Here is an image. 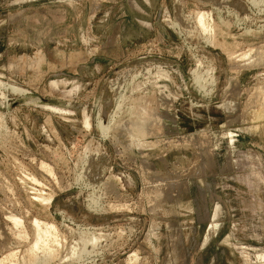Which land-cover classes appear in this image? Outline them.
I'll list each match as a JSON object with an SVG mask.
<instances>
[{
	"label": "rangeland",
	"instance_id": "rangeland-1",
	"mask_svg": "<svg viewBox=\"0 0 264 264\" xmlns=\"http://www.w3.org/2000/svg\"><path fill=\"white\" fill-rule=\"evenodd\" d=\"M233 1L0 0V264L12 260L5 262L11 251L16 259L11 264H31L26 253L31 218L54 223L63 234L68 244L57 246L62 260L66 247L80 249L77 237L86 236L81 231L102 240L98 249L88 246L94 251L84 258L59 263L56 255L48 264H168L174 238L166 237L172 229L181 233L185 264L264 262V95L258 99L253 92L257 82L264 84V65L231 63V52L264 50V1ZM200 10L211 14L208 35L194 21ZM23 54L42 59L25 71L9 67L12 57ZM197 76L202 80L197 82ZM147 94L154 95L147 105L167 110L174 119L161 118L164 133L160 129L137 140L120 126L130 116L128 109L138 104L134 101ZM226 102L234 106L232 112L225 110ZM99 119L110 129H101ZM182 136L195 140L175 144ZM139 142L146 143L144 148ZM85 155L99 165L95 179L83 175L90 170ZM160 181L177 190L172 188V199L163 200L158 215L150 210L149 186L165 185ZM36 193L49 195L50 201H36ZM11 215L22 220L24 229L19 223L20 229H13ZM15 229L26 231L24 236L28 232V243Z\"/></svg>",
	"mask_w": 264,
	"mask_h": 264
},
{
	"label": "bare ground",
	"instance_id": "bare-ground-1",
	"mask_svg": "<svg viewBox=\"0 0 264 264\" xmlns=\"http://www.w3.org/2000/svg\"><path fill=\"white\" fill-rule=\"evenodd\" d=\"M213 1V0H212ZM227 1V0H226ZM231 1V0H230ZM233 1V0H232ZM264 1V0H263ZM222 2V1H221ZM229 2V1H228ZM227 2V3H228ZM234 2V1H233ZM241 2V1H240ZM252 2V1H251ZM212 3V2H211ZM244 3V2H243ZM223 4V3H222ZM239 4V3H238ZM253 4V3H252ZM256 4V3H255ZM99 5V4H98ZM241 5H243V4H241ZM257 5V4H256ZM263 5V4H262ZM97 6V5H96ZM227 6V5H226ZM229 6V5H228ZM77 7V6H76ZM219 7V6H218ZM239 7V6H238ZM255 7V6H254ZM216 8V7H215ZM257 8V7H256ZM218 9V8H217ZM244 9H246V8H244ZM27 10V9H26ZM19 12V11H18ZM241 12V11H240ZM209 12L208 13H206V12H201V10H200V13H195L194 14V18H195V20L194 21H196V24H197V26L200 28V31L202 30L203 31V33H207V35L208 34H210L209 33V31H212L213 30V27H212V24L210 23V21H209V18H211V17H209ZM94 15V14H93ZM92 15V16H93ZM177 15V14H176ZM211 15V14H210ZM19 16V15H18ZM243 17H245L244 15H243ZM242 17V18H243ZM245 19H246V17H245ZM248 19V18H247ZM180 20V19H179ZM182 20V19H181ZM6 22V21H5ZM180 22V21H179ZM183 22V21H182ZM181 22V23H182ZM192 22V21H191ZM175 23V22H174ZM186 23V22H185ZM177 24V23H176ZM183 24V23H182ZM195 24V25H196ZM222 24V23H221ZM175 25V24H174ZM178 25V24H177ZM176 25V26H177ZM187 26H189L188 24H186ZM173 26V25H172ZM179 26V25H178ZM178 26L176 27V28H178ZM183 26V25H182ZM182 26H181V29H182ZM186 27V26H185ZM185 29V28H184ZM186 29H187V27H186ZM185 29V30H186ZM195 29V28H194ZM198 29V28H197ZM212 29V30H211ZM14 30V29H13ZM185 30H183V32L185 31ZM188 30H190L189 29V27H188ZM190 32H192V30L190 31ZM197 32V31H196ZM214 32V31H213ZM187 33V32H186ZM194 33V32H193ZM202 33V32H201ZM182 34V33H181ZM204 34V35H205ZM213 34V33H212ZM212 34H211V36H212ZM186 35V34H185ZM199 35V34H198ZM215 35V34H214ZM200 36V35H199ZM189 37V36H188ZM201 37V36H200ZM206 37V36H205ZM204 37V38H205ZM209 37H210V35H209ZM208 36L206 37L207 38V40H209L210 38H209ZM209 38V39H208ZM213 39H215V38H213ZM212 39V40H213ZM212 42V41H211ZM234 45H236V44H234ZM260 45V44H259ZM258 45V46H259ZM233 48V47H232ZM259 48V47H258ZM258 48H255V50H256V52L255 53H253L252 51V53L253 54H251V53H248V52H242V53H238V54H235V55H233V53L231 52V54H232V66H236V65H238V64H236L237 62L236 61H241L242 63L239 65L240 67H250V66H253V65H256V68H259V67H257V65H264V50L262 49H258ZM260 48H261V46H260ZM249 49V48H248ZM251 49V48H250ZM258 49V50H257ZM246 50V49H245ZM44 52V51H43ZM250 52V51H249ZM39 54V53H38ZM230 53H228L227 55H229ZM230 58H231V55H230ZM229 58V59H230ZM42 59V57L41 56H39V55H35L33 58H28L27 56H25L24 54L23 55H20V56H17V57H12L11 59H10V64H9V67H11V68H15V69H17L18 71H25V69L26 68H32V67H34V68H36V66L37 65H39V63H40V60ZM151 60V59H150ZM198 63V62H197ZM230 63V64H231ZM167 64V63H166ZM199 64H200V62H199ZM197 66H198V64H196ZM208 65V64H207ZM55 66V65H54ZM196 66V67H197ZM201 66V65H200ZM230 66V65H229ZM231 66V67H232ZM238 67V66H237ZM262 67V66H261ZM10 68V69H11ZM195 68V67H194ZM211 68V67H210ZM252 68H254V67H252ZM146 69V68H145ZM212 69V68H211ZM214 69V68H213ZM207 70V69H206ZM209 70V69H208ZM38 71V70H37ZM147 71V70H146ZM157 71V70H156ZM160 71V70H159ZM16 72V71H15ZM149 72V71H148ZM162 72V71H161ZM160 72V73H161ZM163 72H164V70H163ZM162 72V73H163ZM208 72V71H207ZM211 72V71H210ZM213 72H214V70H213ZM159 73V72H158ZM160 73H159V75H157V76H160ZM165 73V72H164ZM209 73V72H208ZM207 73V74H208ZM37 74V73H36ZM169 74V73H168ZM204 74H206L205 72H204ZM211 74V73H210ZM156 75V74H155ZM154 75V76H155ZM162 75V74H161ZM41 76H42V74H41ZM165 76H167L166 75V73H165ZM201 76V75H200ZM207 76H210V75H207ZM162 77V76H161ZM161 77H159V78H161ZM202 77H204L203 75H202ZM163 78H165L164 76H163ZM197 78V79H196ZM199 76H197V77H195V80H197V82H199ZM208 78V77H207ZM207 78H206V80H207ZM212 78V77H211ZM124 79V78H123ZM162 79V78H161ZM166 79V78H165ZM214 79V78H213ZM194 80V81H195ZM200 80H202V78H200ZM203 80H205V78L203 79ZM212 80H210V82H211ZM214 81V80H213ZM196 82V84H195V86L197 85V86H199V85H201V83H197ZM206 82V81H205ZM205 82H203V83H205ZM208 82L209 81H207V84H208ZM193 85H194V83H192ZM199 84V85H198ZM238 84V83H237ZM205 85H206V83H205ZM236 85V84H235ZM7 86V85H6ZM5 86V87H6ZM117 86V85H116ZM115 86V87H116ZM237 86V85H236ZM253 86V85H252ZM8 87V86H7ZM208 87V86H207ZM253 87H255V86H253ZM9 88V87H8ZM11 89L13 88V87H10ZM203 88H205L204 87V85H203ZM233 88V87H232ZM197 89V88H196ZM235 89H236V87H235ZM253 89V88H252ZM16 89H14L13 91H15ZM20 91V89L18 88L17 89V91ZM22 90V89H21ZM123 90V89H122ZM202 91H203V89H201ZM233 90V89H232ZM231 90V91H232ZM246 91H248V89H245ZM16 91V92H17ZM24 90H22V91H20V92H23ZM160 91V90H159ZM200 91V90H199ZM230 91V90H229ZM234 91H237V90H234ZM233 91V92H234ZM154 92V91H153ZM208 92H209V90H208ZM253 92H255V96L257 95V96H261V94L262 95H264V84L262 83V82H257V85H256V87L253 89ZM204 93V92H203ZM228 93V92H227ZM238 93V92H237ZM260 94V95H258V94ZM155 94V93H154ZM159 94V93H158ZM172 94V93H171ZM230 94V93H229ZM234 94V93H233ZM236 94V93H235ZM246 94H248V93H246ZM117 95V94H116ZM143 95V94H142ZM176 95V94H175ZM232 95V94H231ZM238 95V94H237ZM250 95V94H249ZM120 96H121V94H120ZM119 96V97H120ZM151 96V97H150ZM149 97H148V94L146 95V97H143V96H140V97H138V99H136L134 102H136V103H138V104H133L132 106H131V108L130 109H128V110H130V116H128L129 118H128V120L127 121H124V123H122V125L119 127L120 129H122L123 131L122 132H124V131H127V133H131V135L133 136V137H137V140L140 138H142V137H144L146 134L148 135V134H157L158 132H159V130L161 129V131H163L162 129L163 128H161L162 126H164L163 124H162V122H161V118H163V117H168V119L170 118V119H172V114H168L166 111L165 112H161V111H159L158 110V108L157 107H150L149 105H147L148 103H149V101H151V100H153V97H154V95H150ZM153 96V97H152ZM162 96V95H161ZM226 96V95H225ZM256 96V97H257ZM123 97V96H122ZM165 98V97H164ZM167 98V97H166ZM166 98H165V100H166ZM223 98V97H222ZM226 98V97H225ZM224 98V99H225ZM258 98V97H257ZM261 98V97H260ZM110 99H112V98H110ZM259 99V98H258ZM4 100V99H3ZM164 100V101H165ZM263 100V99H262ZM117 101H119V100H117ZM121 101H122V99H121ZM223 101V100H222ZM226 101H228V99H226ZM264 101V100H263ZM106 102H108V101H106ZM133 102V103H134ZM154 103H155V101H153ZM159 102V101H158ZM167 102H168V100H167ZM171 102V101H170ZM225 102V100L223 101V103ZM229 102V101H228ZM119 103H121V102H119ZM132 103V102H131ZM253 103V102H252ZM108 104H110V103H108ZM116 104H117V102H116ZM130 104V103H129ZM168 104H170L169 102H168ZM172 104V103H171ZM231 104V103H230ZM248 104V103H247ZM259 104V103H258ZM263 104H264V102H263ZM122 105V104H121ZM120 105V106H121ZM135 105V106H134ZM137 105V106H136ZM257 105V104H256ZM102 106V105H101ZM119 106V105H118ZM120 106L118 107V109L120 108ZM155 106V105H154ZM162 106V105H161ZM224 106V105H223ZM237 106H238V104H237ZM128 107H130V106H128ZM166 107V106H165ZM169 107V106H168ZM234 106H231V105H229L227 102L225 103V110H227V111H231V109L233 108ZM246 107V106H245ZM135 108L137 109V110H135ZM163 108V107H162ZM235 108H236V106H235ZM239 108V107H238ZM249 108V107H248ZM251 108V107H250ZM117 109V110H118ZM237 109V108H236ZM262 109H263V106H262ZM105 110V109H104ZM116 110V109H115ZM120 110V109H119ZM224 110V111H225ZM245 110V109H244ZM258 110H259V107H258ZM264 110V109H263ZM234 111H235V109H234ZM102 112V111H101ZM104 112V111H103ZM102 112V113H103ZM116 111H114V113H115ZM120 112V111H119ZM118 112V113H119ZM232 112V111H231ZM243 112V111H242ZM111 113V112H110ZM229 113V112H228ZM237 113V112H236ZM99 114V113H98ZM97 114V115H98ZM128 114V113H127ZM238 114V113H237ZM104 115H105V113H104ZM103 115V116H104ZM110 115V114H109ZM112 115V114H111ZM118 116V115H117ZM235 119L233 118V120H236V118H237V115L235 114ZM242 116V115H241ZM244 116V115H243ZM242 116V117H243ZM1 117V116H0ZM105 117V116H104ZM234 117V116H233ZM257 117V116H256ZM97 118V117H96ZM106 118V117H105ZM226 118V117H225ZM228 118L229 119H231V117H230V115L228 116ZM238 118H239V115H238ZM253 118V117H252ZM107 119V118H106ZM113 119V118H112ZM111 119V120H112ZM115 119V118H114ZM127 119V118H126ZM125 119V120H126ZM174 119V118H173ZM172 119V120H173ZM228 119V120H229ZM243 119V118H242ZM98 120V119H97ZM100 120V119H99ZM176 120V119H175ZM118 121H119V119H118ZM227 121V120H226ZM242 121V120H241ZM257 121V120H256ZM98 122V121H97ZM109 122V121H108ZM112 122H114V121H112ZM120 122H123L122 120L120 121ZM120 122H118L119 123V125H120ZM228 122H230V121H228ZM228 122H226V123H228ZM235 122V121H234ZM253 122V121H252ZM255 122V121H254ZM115 123V125H116V122H114ZM165 123V122H164ZM174 123H175V121H174ZM231 123V122H230ZM229 123V124H230ZM244 123V122H243ZM106 124H107V122H106ZM110 124V123H109ZM98 125H99V127L101 128V129H103V130H106L107 131V129H105V128H109L110 129V127H106V125L104 126V124L101 122V120L99 121V123H98ZM111 125H114L113 123H111ZM260 125V124H259ZM88 126V125H87ZM257 126V125H256ZM3 127V126H2ZM98 127V128H99ZM222 127H223V125H222ZM116 128V127H115ZM113 129H114V126H113ZM116 129H118V128H116ZM166 129H167V127H166ZM174 129V128H173ZM1 130V129H0ZM113 131H115V130H113ZM117 131V130H116ZM115 131V132H116ZM160 131V132H161ZM101 132H102V130H101ZM121 132V133H122ZM168 132V131H167ZM126 133V132H125ZM162 133V132H161ZM163 133H164V131H163ZM172 133V132H171ZM228 133V132H227ZM105 135H107L108 136V134H106V133H104ZM115 134V133H114ZM117 135H118V131H117ZM121 135V134H120ZM207 135V134H206ZM205 135V136H206ZM235 135V134H234ZM153 136V135H152ZM151 136V137H152ZM158 136V135H157ZM192 136V135H191ZM229 136V135H228ZM124 137V136H123ZM129 137V136H128ZM154 137V136H153ZM156 137V136H155ZM221 137V136H220ZM229 137H231V136H229ZM117 138V137H116ZM115 138V139H116ZM131 138V137H130ZM179 138V137H178ZM187 138V136L185 137H180L179 139H175V141H174V143L176 142H178V140L180 141V140H182V141H186V140H188V139H186ZM118 139V138H117ZM116 139V141L115 142H118L119 140H117ZM132 139V138H131ZM142 139H144V138H142ZM195 140V138H194V136H193V138L191 137V138H189V140L188 141H190V140ZM197 139V138H196ZM230 139V138H229ZM134 140V139H133ZM136 140V139H135ZM167 140H169V139H167ZM171 140V139H170ZM177 140V141H176ZM212 140V139H211ZM233 140V139H232ZM124 141H126L125 139H124ZM129 141V140H128ZM128 141H126L128 144H130L131 142H128ZM156 141V140H155ZM161 141H163V140H161ZM165 141V140H164ZM173 141H172V144H174L173 143ZM199 141V140H198ZM203 141L204 142H206V144H207V140L206 139H203ZM230 141V142H229ZM228 142L229 143H231V140H229ZM111 142V141H110ZM145 142H146V140H145ZM152 142V141H151ZM167 142V141H166ZM197 142V141H196ZM204 142H203V144H204ZM126 143V144H127ZM152 143H154V142H152ZM157 143H161V142H157ZM165 143V142H164ZM169 143H171V141L169 142ZM175 143V144H176ZM186 143H187V141H186ZM199 143H201V141H199ZM113 144H114V142H113ZM120 144V143H119ZM122 144V143H121ZM120 144V145H121ZM132 144V143H131ZM131 144L130 145H126V146H131ZM149 144H150V142H149ZM163 144V143H162ZM206 144H204L205 145V147H203V150H206L207 149V146H206ZM145 146L146 145V143L144 144L143 142H139L138 143V146ZM147 145H148V142H147ZM169 145V144H168ZM208 145V144H207ZM209 145H211V144H209ZM115 146V144L113 145V147ZM136 146V145H135ZM137 146V147H138ZM142 146V147H143ZM194 146V145H193ZM150 147H151V145H150ZM174 147V146H173ZM200 147V146H199ZM98 148V147H97ZM130 148V147H129ZM144 148V147H143ZM143 148H141V149H143ZM146 148V147H145ZM152 148V147H151ZM172 148V147H171ZM181 148H182V146H181ZM235 148V147H234ZM97 152H99V150H97L96 148H94ZM114 149H117V146H116V148H114ZM131 149V148H130ZM136 149H138L139 150V148H136ZM147 149V148H146ZM173 149V148H172ZM211 149V148H210ZM209 149V150H210ZM95 150H94V152H95ZM118 151V150H117ZM122 151V150H121ZM121 151H119V152H121ZM163 151V150H162ZM207 151V150H206ZM88 152H90V151H88ZM94 152H92V154L91 153H89V154H91L92 156H93V153ZM140 152H141V150H140ZM205 151H203L202 153L200 152V155L201 154H205L204 153ZM96 153V152H95ZM94 153V154H95ZM118 153V152H117ZM143 153V152H142ZM97 154V153H96ZM96 154H95V156H96ZM100 154V153H99ZM118 154H120V153H118ZM214 154V153H213ZM88 155V154H87ZM87 155H85V157L87 158ZM207 155H208V153H207ZM207 155H206V157H207ZM229 155V154H228ZM94 156V157H95ZM141 156H144V155H141ZM160 156V155H159ZM202 156V155H201ZM97 157V156H96ZM101 157V156H100ZM99 157V158H100ZM197 157H198V155H197ZM210 157V156H209ZM105 158H106V156H105ZM228 159L230 158L229 156L227 157ZM84 159V158H83ZM196 159V158H195ZM194 159V160H195ZM85 160V159H84ZM97 160H98V158H97ZM231 160V159H230ZM197 161V160H196ZM226 161H228V160H226ZM86 162H87V164H86V167H87V165L89 164V169L90 170H87V168H85L86 170H87V172L86 173H84L83 175L84 176H86L85 174H87V176L89 175H91L92 174V176H91V179H95V175L96 174H98V167H99V165H97V163H96V160H95V162H94V160H93V158H90V156H88V158H87V160H86ZM165 162V161H164ZM205 162V161H204ZM213 162H214V160H213ZM231 162V161H230ZM108 163V162H107ZM106 163V164H107ZM142 163V162H141ZM163 163V162H162ZM201 163H202V161H201ZM206 163V162H205ZM43 164V163H42ZM82 164V163H81ZM84 164V165H85ZM106 164L104 165H101V166H103V169H104V167L106 166ZM145 164V163H144ZM208 164V163H207ZM228 164V165H227ZM194 165V164H193ZM214 165V164H213ZM226 165L227 166H230L229 165V162H227L226 163ZM150 168H151V165L149 166ZM148 167V168H149ZM193 167V166H192ZM46 168V167H45ZM45 168H43V169H45ZM84 168V167H83ZM144 168H146V167H144ZM147 168V169H148ZM206 168H209V166H207ZM230 168H231V166H230ZM92 169L94 170V171H92ZM138 169V168H137ZM156 169V168H155ZM193 170H194V168H192ZM201 170H202V168H200ZM224 168L222 167V170L221 169H219L220 171H219V173H221V172H223L224 170H223ZM228 169H229V167H228ZM48 170V169H47ZM84 170V169H83ZM82 170V171H83ZM96 170L98 171L97 173H96ZM146 170V169H145ZM89 171H91V173L89 172ZM100 171H101V168H100ZM147 171V170H146ZM226 171V170H225ZM81 172V171H80ZM94 172V173H93ZM150 172V171H149ZM174 172V171H173ZM212 172V171H211ZM49 173V172H48ZM88 173H90V174H88ZM147 173V172H146ZM53 174V173H52ZM81 174V173H80ZM100 174V173H99ZM153 174V173H152ZM179 174H180V172H179ZM203 174V173H202ZM95 177H94V176ZM157 176L158 174H154V176ZM169 175V174H168ZM175 175V174H174ZM182 175V174H181ZM87 176H86V178H87ZM141 176H143V175H141ZM153 176V175H152ZM78 177H81V176H78ZM98 177V176H97ZM170 177V176H169ZM55 178V177H54ZM83 178V177H82ZM90 177H88L87 179H89ZM99 178V177H98ZM153 178V177H152ZM158 178V177H157ZM161 178H164V180L166 181L168 178H167V176H166V178H165V176L164 177H161ZM176 178H178V176L176 177ZM180 178V177H179ZM219 178V177H218ZM101 179V178H100ZM115 179H118V178H115ZM149 179H150V177L148 178V182H149ZM155 179H156V177H155ZM174 179V178H173ZM213 179V178H212ZM81 180V179H80ZM79 180V181H80ZM83 180V179H82ZM144 180V179H143ZM159 180H161V179H159ZM158 179H157V182L159 181ZM164 180H162V181H164ZM169 180V179H168ZM35 181V180H34ZM93 181V180H92ZM91 181V182H92ZM95 181V180H94ZM118 181H119V179L117 180V183H118ZM162 181H160L159 183H161ZM176 181V180H175ZM200 181V180H199ZM104 182H106V181H104ZM109 183H110V181H108ZM145 182V181H144ZM152 181H151V179H150V183H151ZM156 182V181H155ZM172 182L174 183V181L172 180ZM177 182V181H176ZM180 182V181H179ZM178 182V183H179ZM185 182V181H184ZM194 182V181H193ZM107 183V182H106ZM149 183V184H150ZM162 183H164V182H162ZM173 183H172V185H173ZM177 183V184H178ZM180 183H183V181H181ZM187 183V182H186ZM203 183V182H202ZM39 184V183H38ZM89 184H90V182H89ZM108 184V183H107ZM113 184V182H111V184H109L110 186ZM148 184V183H147ZM156 184V183H155ZM165 184V183H164ZM177 184H176V186H177ZM197 184V183H196ZM205 184V183H204ZM81 185V184H80ZM114 185V184H113ZM172 185H170V182H169V184L168 183H166L165 185H154L153 184V186L152 185H150L148 188H149V193H151L150 195H152L151 197H152V200H153V202H152V200H151V204H150V210H151V212L154 214V213H156V212H158L159 211V209H161L160 207H162V202H164V201H167V199H169V198H171L172 199V196H173V194H172V191H173V189H174V187L172 186ZM191 185V184H190ZM194 185H195V183H194ZM43 186V185H42ZM85 186V185H84ZM83 186V187H84ZM90 186H92V184L90 185ZM94 186H96V185H94ZM109 186V187H110ZM117 186V185H116ZM175 186V187H176ZM189 186V185H188ZM87 187V186H86ZM88 187H89V185H88ZM87 187V188H88ZM99 187V186H98ZM105 187V186H104ZM180 187V186H179ZM182 187V186H181ZM199 187V186H198ZM44 188V187H43ZM103 188V187H102ZM116 187L114 186V190H115V193H116V189H115ZM145 188H146V186H145ZM173 188V189H172ZM177 188V187H176ZM175 188V189H176ZM209 188V187H208ZM94 189V187L92 188V190ZM106 189V188H105ZM174 189V192H176V190ZM200 189V188H199ZM108 190V189H107ZM112 190H113V188H112ZM202 190H203V188H202ZM81 191V190H80ZM110 191V190H109ZM108 191V192H109ZM147 191V190H146ZM205 191V190H204ZM204 191H203V193H204ZM111 192L112 191H110V194H111ZM117 192H119V190L117 191ZM214 192V191H213ZM28 193V192H27ZM35 193V192H34ZM113 193V192H112ZM147 193H148V191H147ZM148 193V194H149ZM210 193H212V192H210ZM47 194V193H46ZM118 194H120V192L118 193ZM155 194V195H154ZM175 194V193H174ZM201 194V193H200ZM206 194V193H205ZM34 196H35V200H36V197H37V199H40V201L42 202H47L48 200H49V195L46 197L45 195H40L39 193L37 194H33ZM146 195V194H145ZM175 195H177V194H175ZM212 196H213V194H211ZM29 196H31V195H29ZM28 196V197H29ZM34 196H33V199H34ZM90 196V195H89ZM116 196V194L114 195V197ZM118 196V195H117ZM149 196V195H148ZM178 196V195H177ZM96 197V196H95ZM119 197V196H118ZM123 197V196H122ZM31 198V197H30ZM90 198H92L91 196H90ZM203 198H204V196H203ZM29 199V198H28ZM32 199V198H31ZM88 199V198H87ZM170 199V200H171ZM89 200H91V199H89ZM164 200V201H163ZM169 200V201H170ZM177 200V199H176ZM37 201V200H36ZM50 201V200H49ZM48 201V202H49ZM88 201V200H87ZM92 201V200H91ZM93 201H96V200H93ZM92 201V202H93ZM101 201V200H100ZM147 201V200H146ZM175 201V200H174ZM38 202H39V200H38ZM42 202V203H43ZM97 202V201H96ZM119 202V201H118ZM40 203V202H39ZM124 203V202H123ZM150 203V202H149ZM165 203V202H164ZM163 203V204H164ZM175 203V202H174ZM93 204H96V203H94L93 202ZM119 204V203H118ZM171 204V203H170ZM88 205V204H87ZM86 205V206H87ZM92 205V204H91ZM90 205V203H89V206H91ZM110 205H111V203H110ZM127 205V204H126ZM125 205V206H126ZM168 205V204H167ZM203 205V204H202ZM94 206V205H93ZM95 206H99L98 205V203L95 205ZM112 206V205H111ZM121 206V205H120ZM143 206V205H142ZM148 206V205H147ZM164 206V205H163ZM179 206V205H178ZM92 207V206H91ZM180 207V206H179ZM203 207V206H202ZM93 208V207H92ZM92 208H90V210L92 209ZM110 208V207H109ZM112 208V207H111ZM118 207H116V209H117ZM127 208V207H126ZM149 208V207H148ZM165 208H166V206H165ZM168 208V207H167ZM200 208V207H199ZM98 209H99V207H98ZM101 209V208H100ZM170 209V208H169ZM171 209H172V207H171ZM93 210H95V209H93ZM120 210V209H119ZM165 210V209H164ZM164 210H161V211H163V213L165 212ZM167 210V209H166ZM4 211V210H3ZM100 211V210H99ZM144 211V210H143ZM169 211V210H168ZM62 212V211H61ZM150 211H149V213H151ZM9 213V212H8ZM151 213V214H152ZM12 214V213H11ZM156 214H158V213H156ZM27 215V214H26ZM62 215V214H61ZM159 215V214H158ZM10 216V215H9ZM9 216H8V218H9ZM18 216V215H17ZM168 216V215H167ZM207 216H208V214H207ZM7 218V217H6ZM7 218V219H8ZM11 221L10 222H13L12 224H14V225H12V226H14L13 227V229L15 228V227H19V229H20V226L21 227H23L22 225H20V223L22 222V220L20 219V221H19V218H17V217H14V215H11ZM69 218L67 217V220H68ZM13 220V221H12ZM41 219H36V218H31V225H30V231H31V233H30V235H32V237H31V240H30V242H29V246H28V248H26V250H27V254H28V260H29V262H31V264L33 263V262H36V263H38L39 261H41V262H44V263H41V262H39V263H41V264H46L47 263V261H49V259L50 258H52V260H56V255H57V251L59 252V250L60 249H58V247H59V245H61V243L62 242H64L65 244L67 243V242H65L66 240L64 239V236H63V234H59L58 232V228H56V226L54 225V223H47V222H43L42 220L40 221ZM198 220V219H197ZM207 220V219H206ZM20 222V223H19ZM19 223V225L20 226H17V224ZM157 223V222H156ZM155 223V224H156ZM170 223V222H169ZM22 224V223H21ZM28 224V223H27ZM64 224V223H63ZM170 224H172L171 226L173 227V222L172 223H170ZM16 225V226H15ZM175 225V224H174ZM66 226V225H65ZM64 226V227H65ZM153 226H155L154 224H153ZM167 226H169V224H167ZM178 226V225H177ZM27 227H28V225H27ZM67 227V226H66ZM65 227V228H66ZM156 227V226H155ZM10 228V227H9ZM69 228V227H68ZM77 228H78V225H77ZM91 228V227H90ZM151 228H152V225H151ZM168 228H170V227H168ZM174 228H176V227H174ZM22 229V228H21ZM23 229H24V227H23ZM156 229V228H155ZM16 231H17V234H16V236L19 234L20 235V233L22 232L21 230V232L19 233L18 232V230L17 229H15ZM66 230H67V228H66ZM80 230V229H79ZM179 230V229H178ZM69 231L71 232H73V229L71 230V228H69ZM78 231V230H77ZM75 232V233H77V235L79 234L78 232ZM81 231V230H80ZM79 231V232H80ZM134 231V230H133ZM160 231V230H159ZM26 232V231H25ZM24 232V233H25ZM68 232V231H67ZM82 233H80V234H82V235H86L85 237H80V235L77 237V240L79 239V243L77 244V242H76V244L77 245H80V249H78L77 247H76V245L74 244V245H72V246H68V247H66L67 248V250L66 251H68L67 253V255H65L64 256V258L65 259H69V260H71L72 258H73V260L72 261H74V258H80V256L82 255V254H84V253H86L88 250V252L90 253V249L93 247V249H94V246H97V244L98 243H101V241L99 240L100 238L98 237H94V236H88L87 234H85L86 233V231L85 232H83V231H81ZM91 232V231H90ZM153 232V231H152ZM13 233V232H12ZM23 233V232H22ZM24 233H23V236H24ZM69 233V232H68ZM92 233V232H91ZM90 233V234H91ZM147 233V232H146ZM168 233V232H167ZM26 234V233H25ZM74 234V233H73ZM95 234V233H94ZM105 234V233H104ZM118 234V233H117ZM123 234V233H122ZM153 234V233H152ZM179 234H181L180 232L178 233L176 230H170L169 231V233H168V237H166V238H168V240H170L171 238H174V240L173 241H169L170 243H171V245L169 244V247H171V249H170V251H171V257L169 258V260H168V264H185V258H184V252L186 253V248H185V251H184V249H183V251L184 252H181V250H182V248H183V244H182V239H181V236L179 235ZM27 235H28V232H27ZM26 235V236H27ZM71 236L70 237H72V234H70ZM76 235V236H77ZM92 235V234H91ZM96 235V234H95ZM22 236V235H21ZM21 236H20V238H21ZM26 236H24L25 238H26ZM106 235H103V238L105 237ZM180 236V237H179ZM23 237V238H24ZM75 237V236H74ZM80 237V238H79ZM147 237H149V236H147ZM154 237V236H153ZM183 237V236H182ZM16 238V237H15ZM29 237H27L25 240H26V242L28 243V241H27V239H28ZM106 238V237H105ZM18 239V238H17ZM65 240V241H63V240ZM69 239V238H68ZM67 239V240H68ZM73 239V238H72ZM146 239H148V238H146ZM20 240V239H19ZM103 240H105V239H103ZM116 240V239H115ZM177 240V241H176ZM21 241V240H20ZM75 241V240H74ZM100 241V242H99ZM149 241V240H148ZM106 242V241H105ZM111 242V241H110ZM185 242V241H184ZM183 242V243H184ZM25 243V242H24ZM64 243L62 244V245H64ZM74 243V242H73ZM26 244V243H25ZM68 244V243H67ZM111 244V243H110ZM70 245V244H69ZM101 245V244H100ZM99 245V246H100ZM19 246V245H18ZM58 246V247H57ZM66 246V245H65ZM88 246H90L91 248L90 249H88L87 250V247ZM20 247H21V245H20ZM187 247V246H186ZM197 247V246H196ZM19 248V247H18ZM24 248V247H23ZM65 248V247H64ZM80 250L79 252H78V250ZM63 249V248H62ZM93 249H91V250H93ZM96 249V248H95ZM97 249H98V246H97ZM14 251H16V250H14ZM17 251H19V250H17ZM64 251V249L62 250V252ZM94 251V250H93ZM92 251V252H93ZM159 251V250H158ZM10 252V251H9ZM21 252V251H20ZM20 252H17L16 254H17V256H16V258L19 256L18 255V253H20ZM25 251H23V253H24ZM61 252V251H60ZM59 252V253H60ZM10 253H12L11 255L12 256H15L14 255V252H10ZM183 253V254H182ZM188 253V252H187ZM186 253V254H187ZM21 254H22V252H21ZM20 254V255H21ZM25 254V253H24ZM26 254V255H27ZM64 254H66L65 252H64ZM63 254V255H64ZM88 254V253H87ZM91 254V253H90ZM94 254V253H93ZM98 254H99V252H98ZM6 255V254H5ZM11 255L9 254V256L7 257H5L6 258V261L5 262H7V259L8 258H10V259H15V257H11ZM62 255V256H63ZM95 255V254H94ZM183 255V256H182ZM189 255V254H188ZM188 255H186V258L188 257ZM58 256H60L59 257V259L58 260H60L61 262H59V263H62V261H64V260H62V259H60L61 258V255H57V257ZM87 256V255H86ZM131 256H132V254H131ZM190 256V255H189ZM258 256V255H257ZM4 257L2 258V260H1V263L3 262V259H4ZM21 257V256H20ZM82 257H83V255H82ZM85 257V256H84ZM83 257V258H84ZM71 258V259H70ZM88 258V257H87ZM89 258H90V256H89ZM184 258V259H183ZM261 258H262V261L264 260V255H261ZM19 259V258H18ZM67 259V260H68ZM95 259V258H94ZM138 259V258H137ZM201 259V258H200ZM199 258H198V260H200ZM5 260V259H4ZM9 260V259H8ZM12 260H9L8 261V263L9 264H11V261ZM16 260V259H15ZM21 260H22V258H21ZM20 260V261H21ZM25 260H27V259H25ZM24 260V261H25ZM28 260H27V262H28ZM51 260V259H50ZM84 259H82V261H83ZM132 260V259H131ZM261 260V259H260ZM24 261H23V263H24ZM66 261V260H65ZM76 262H77V260H75ZM79 261V260H78ZM89 261V260H88ZM179 261V262H178ZM13 262H14V260H13ZM17 262V261H16ZM15 262V263H16ZM46 262V263H45ZM55 262V261H54ZM67 262V261H66ZM197 262H199V264L201 263V261H197ZM4 263V262H3ZM7 263V264H8ZM14 263V264H15ZM38 263V264H39ZM50 263V262H49ZM58 263V262H57ZM58 263V264H59ZM64 263V262H63ZM68 263H71L70 261L68 262ZM129 263H130V261H129ZM133 263V262H132ZM189 263V262H188ZM196 263V262H195ZM264 263V262H263ZM262 263V264H263ZM4 264H6V263H4ZM18 264V263H17ZM28 264H30V263H28ZM48 264V263H47ZM65 264H67V263H65ZM81 264V263H80Z\"/></svg>",
	"mask_w": 264,
	"mask_h": 264
}]
</instances>
